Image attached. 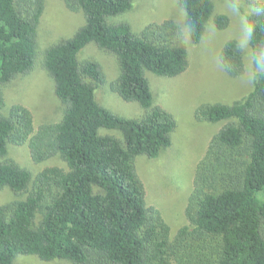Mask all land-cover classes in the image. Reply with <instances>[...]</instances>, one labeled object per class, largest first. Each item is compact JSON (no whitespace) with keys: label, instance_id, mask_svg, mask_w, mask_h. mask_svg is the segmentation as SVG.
<instances>
[{"label":"trees","instance_id":"trees-1","mask_svg":"<svg viewBox=\"0 0 264 264\" xmlns=\"http://www.w3.org/2000/svg\"><path fill=\"white\" fill-rule=\"evenodd\" d=\"M61 1L72 12L82 11L86 22L42 58L64 111L59 122L36 130L23 105L4 112L3 90L35 67L45 0H0V188L25 192L33 181L27 169L6 159L11 144H28L36 163L57 155L66 163L39 173L25 200L0 207V264H15L20 255L70 264H264V78L240 101L197 110L199 120L228 123L198 164L185 212L190 225L171 238L160 212L147 206L135 162L139 156L155 159L172 144L176 120L153 106L146 74L173 78L187 70L179 25L166 20L136 34L126 22H109L130 11L135 0ZM180 5L194 27L190 40L199 44L213 0ZM213 21L220 30L230 23L224 14ZM249 22L256 27L253 51L264 43V16ZM90 44L115 56L120 72L113 89L141 106V118L118 116L98 103L103 68L79 59ZM220 60L230 64V76L243 74L235 40L224 45ZM102 129L123 137L101 135Z\"/></svg>","mask_w":264,"mask_h":264},{"label":"rangeland","instance_id":"rangeland-1","mask_svg":"<svg viewBox=\"0 0 264 264\" xmlns=\"http://www.w3.org/2000/svg\"><path fill=\"white\" fill-rule=\"evenodd\" d=\"M228 2L229 0H213L214 13L199 44H193L190 38L185 40L189 59L188 68L183 74L173 78L150 72L146 74L153 93V106H161L171 113L177 127L172 133L170 147L155 159L137 157L135 167L146 190L147 206L160 212L170 227L171 238L181 228L190 225L185 212L194 189L198 164L205 157L214 136L228 123L199 120L197 110L206 105H231L240 101L253 90L256 81L250 82L248 78L251 47L243 52V74L232 77L221 68L222 48L228 41H236L240 31L238 19L228 10ZM258 3L259 0H242L244 9ZM181 10L180 0H135L130 11L109 19V22H126L134 33L140 34L149 25L161 24L166 20H174L178 25L186 22V17L180 14ZM217 14L229 17L230 23L226 29L220 30L214 24L213 18ZM85 22L82 11H70L61 0H45V11L38 31L35 67L28 74L17 76L4 88V112H8L13 105H23L32 112L36 130L42 124L61 120L64 107L55 94L52 77L42 67V58L50 46L72 38ZM79 59L94 60L103 68L105 80L95 90L99 104L125 118L138 119L144 115V110L138 103L126 102L114 91L120 72L114 55L90 44L81 52ZM100 134L123 137L117 130L102 129ZM6 159L27 169L33 181L25 192L17 193L9 188H0V207L25 200L32 190L34 180L45 169L66 168V163L58 155L41 163L34 162L28 144H11ZM15 264L70 263L66 260L46 262L34 255H20Z\"/></svg>","mask_w":264,"mask_h":264},{"label":"clouds","instance_id":"clouds-1","mask_svg":"<svg viewBox=\"0 0 264 264\" xmlns=\"http://www.w3.org/2000/svg\"><path fill=\"white\" fill-rule=\"evenodd\" d=\"M230 13L239 21L240 31L236 40V47L242 52H246L255 35L256 27L249 22V17L264 15V0H259L258 4L250 5L244 9L242 0H229L227 4ZM181 16L186 17L187 13L181 10ZM179 34L182 39L187 40L191 37L194 27L191 22H184L178 26ZM248 78L249 81H255L264 78V43L258 45L248 56ZM222 70H229L230 64L226 61L221 65Z\"/></svg>","mask_w":264,"mask_h":264}]
</instances>
